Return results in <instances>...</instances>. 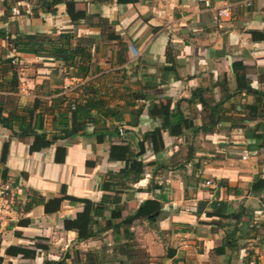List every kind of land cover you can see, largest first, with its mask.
<instances>
[{
    "label": "crops",
    "instance_id": "0c3cea01",
    "mask_svg": "<svg viewBox=\"0 0 264 264\" xmlns=\"http://www.w3.org/2000/svg\"><path fill=\"white\" fill-rule=\"evenodd\" d=\"M68 1L48 11L37 0H0V104L13 131L39 133L34 119L42 116L44 130L53 134L71 124L68 101L102 104L92 109L85 135L32 153L30 137L19 139L0 125V157L8 143L0 174L17 187L12 212L0 220V264H42L65 255L67 263L78 258L83 264L86 254L97 251L98 264L124 261L113 252L111 231L77 241L71 221L83 203L66 199L54 213L41 205L22 209L30 191L99 202L109 194L107 173L124 167L109 159L112 145H129L136 155L131 167L139 162L144 172L122 195L127 201L121 216L144 200L161 204L152 220H137L130 228L146 264H264V190H250L255 178L264 179V148L257 149L250 136L264 132V107L249 116L245 106L255 103L254 95L226 100L220 91L222 84L235 88L232 67L241 64L250 86L264 93V0ZM225 6L226 19L218 16ZM34 34L49 38L44 47L13 43ZM65 34L73 47L85 50L68 62L54 55ZM198 88L208 91L192 99ZM136 93L145 99L137 100ZM221 101L219 116L228 120L211 130L181 126L177 136L160 130V144L143 139L161 127L159 111L178 120V105L197 128ZM234 121L241 127H233ZM56 148L66 150L62 163L54 159ZM207 181L213 185L205 186ZM23 219L27 225H19ZM11 246L34 250L35 257L5 254Z\"/></svg>",
    "mask_w": 264,
    "mask_h": 264
},
{
    "label": "trees",
    "instance_id": "16d2710c",
    "mask_svg": "<svg viewBox=\"0 0 264 264\" xmlns=\"http://www.w3.org/2000/svg\"><path fill=\"white\" fill-rule=\"evenodd\" d=\"M69 2L68 0H37V5L42 10L52 11L54 7L61 3ZM71 5V4H69ZM72 8V7H71ZM7 11H10V8H7ZM36 12V9L33 10ZM73 11L69 9V15L71 18L76 19V15H73ZM49 38L45 35L34 34V35H24L18 36L13 41L16 44V47L28 48L30 45L42 46L44 47V43H46ZM57 41H59L60 47L56 50L54 54L58 59H63V61L68 62L67 60L72 58V56L77 55L78 52H84V48L80 45L72 46L70 42L69 35H61ZM80 42V40H77ZM23 43V45H22ZM53 45L54 43L51 42ZM79 44V43H77ZM53 48V46H51ZM89 53L86 50V54ZM65 59V60H64ZM88 59V58H87ZM73 60V58H72ZM73 62L71 61L70 65L73 66ZM233 72L235 73V88L233 90H229L227 86L220 87V91H222L225 95V99L229 100L231 97H234L242 92L246 94H252L255 96V103L251 105H246L245 109L248 110V115L256 113L257 109L260 106L264 107V93L253 89L250 86L249 80L245 75V68L241 64H233ZM204 90L198 88L192 94V99H196L199 93H202ZM211 91V90H210ZM137 100L145 99V94L136 93ZM66 99V98H65ZM64 98L61 99L63 101ZM59 101V100H58ZM194 101V100H193ZM60 102V101H59ZM194 103V102H192ZM102 106V104H100ZM98 103L87 100L83 104L76 103L74 101L67 102V107L70 113L71 124L67 127L61 126L60 129L55 130L53 134H48L44 130L43 123L44 118L39 116L38 119H34L37 122L38 128L40 132L29 131V132H19L16 133L12 129V118L4 117L2 115V106L0 104V125L1 127L12 131V136L18 137L19 139H24L25 137L31 138V144L29 146V152L37 151L42 148H49L54 145L57 141L72 138L75 136L85 135V129L88 122H91L93 118L91 117L92 109H99L100 106ZM223 102L215 103L213 106H210L208 114L202 117V125L201 127L193 128L191 123L192 120H188L184 118L183 113L179 111L178 105H175V110L178 113V120H175V116L168 111L158 112V114H162L163 119L161 121V127L155 129L149 134L144 135V140L148 137L152 139L158 140V144H160V130H167L168 134L171 136H177L181 134V126H184L185 129H192V132H197L199 129L211 130L218 123H222L223 121H227L228 118L223 119L219 116L218 110L222 107ZM234 108V106L232 105ZM33 110H30L28 113L32 115ZM46 114L48 115L52 113L51 109H45ZM20 121H23V117H19ZM251 118L249 119V121ZM235 122V121H234ZM259 123V122H258ZM30 124V122H28ZM261 122L258 124L260 125ZM30 125L29 127L31 128ZM241 127L238 122H235V126L233 127ZM264 129V124H263ZM36 130V129H35ZM256 130H253V134L250 136L254 139H257L258 144L256 145L257 149L264 148V132H260V134L255 133ZM117 133V132H116ZM120 135L121 133L118 132ZM8 151V143L3 145L2 154L0 157V163H4ZM109 159H117L124 163V167L121 168L118 172H109L106 175V189L109 191V194H105L102 196L101 200L97 203L90 202L85 199H77L71 196L63 195V196H53L51 198H45L40 195L38 192L30 191L27 195V201L23 203L22 209L23 211H30L33 207L37 205H41L44 207L45 213H54L59 210L61 202L64 200L81 202L84 204V209L81 213H79L74 220L71 221V228L74 229L77 233V241L83 242L88 239H95L106 233L107 231H111L113 239L115 241V246L113 248V252L122 255L125 259L124 261H120V264H146L148 262L147 254L138 248V244L134 242V234L130 231L132 224L137 220H152L155 217V214L161 210V204L156 200H144L142 203L138 205V207L133 210L130 214H126L125 216H121V212L125 209V204L127 200L122 199V195L129 189H131V185L137 183L144 175L143 170L141 169V164L136 162L135 167L132 166V162L134 161L136 155L134 150L131 149L129 145H112L109 148ZM66 150L62 148H56L55 150V161L57 163H62L65 157ZM172 167H168L170 169ZM251 192H262L264 190V179L263 178H255L251 183ZM111 212L109 217H104L105 213ZM212 213H209L211 215ZM219 214V213H218ZM220 215V214H219ZM101 219L104 221L102 223ZM28 221L23 219L20 221L19 225H27ZM19 253L22 257L31 258L35 257L34 250H27L21 247H8L5 250V254H15ZM68 256H64L60 258L58 261H49L44 260L42 264H81L80 260L77 258L72 260L70 263H67L66 259ZM2 258L0 257V262ZM97 255L93 253H88L84 257L83 264H98Z\"/></svg>",
    "mask_w": 264,
    "mask_h": 264
},
{
    "label": "built area",
    "instance_id": "2783aa9c",
    "mask_svg": "<svg viewBox=\"0 0 264 264\" xmlns=\"http://www.w3.org/2000/svg\"><path fill=\"white\" fill-rule=\"evenodd\" d=\"M218 16L221 18H229L230 7L225 6L218 11ZM15 62V60H14ZM242 158H246L244 154ZM205 186L213 185L212 182L207 181L204 183ZM17 192V187L14 186L9 180L1 176L0 174V220L7 218L12 212L13 204L15 202V193ZM261 220L264 223V206L259 211Z\"/></svg>",
    "mask_w": 264,
    "mask_h": 264
},
{
    "label": "rangeland",
    "instance_id": "374dc122",
    "mask_svg": "<svg viewBox=\"0 0 264 264\" xmlns=\"http://www.w3.org/2000/svg\"><path fill=\"white\" fill-rule=\"evenodd\" d=\"M134 242H135L136 244H138V243H139V242H138V241H136V240H135ZM138 248H139V247H138ZM140 249H141V248H140ZM141 250H142V249H141ZM95 252H96V251H95ZM96 254H97V255H99V254H98V251L96 252ZM99 258H100V257H99Z\"/></svg>",
    "mask_w": 264,
    "mask_h": 264
}]
</instances>
